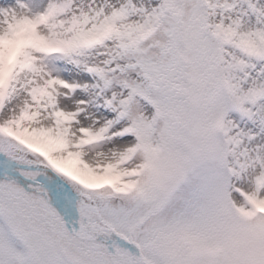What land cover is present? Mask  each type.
Here are the masks:
<instances>
[{"label": "snow or ice", "instance_id": "snow-or-ice-1", "mask_svg": "<svg viewBox=\"0 0 264 264\" xmlns=\"http://www.w3.org/2000/svg\"><path fill=\"white\" fill-rule=\"evenodd\" d=\"M0 264H264V0H0Z\"/></svg>", "mask_w": 264, "mask_h": 264}]
</instances>
